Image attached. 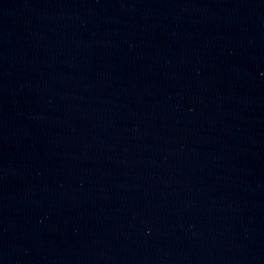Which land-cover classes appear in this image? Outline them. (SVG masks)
Wrapping results in <instances>:
<instances>
[{"label": "water", "instance_id": "water-1", "mask_svg": "<svg viewBox=\"0 0 264 264\" xmlns=\"http://www.w3.org/2000/svg\"><path fill=\"white\" fill-rule=\"evenodd\" d=\"M0 264H264V0H0Z\"/></svg>", "mask_w": 264, "mask_h": 264}]
</instances>
